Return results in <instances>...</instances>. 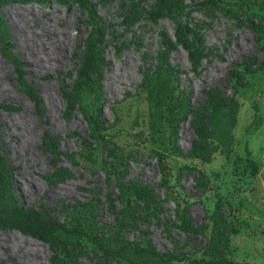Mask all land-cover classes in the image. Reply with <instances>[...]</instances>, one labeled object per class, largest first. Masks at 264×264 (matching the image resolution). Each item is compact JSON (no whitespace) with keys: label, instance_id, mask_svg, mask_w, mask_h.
<instances>
[{"label":"rangeland","instance_id":"1","mask_svg":"<svg viewBox=\"0 0 264 264\" xmlns=\"http://www.w3.org/2000/svg\"><path fill=\"white\" fill-rule=\"evenodd\" d=\"M84 1L0 4L9 198L105 246L175 257L103 255L84 235L59 231L54 244L0 228V264H264V12L254 0H173L176 14L161 0ZM178 22L200 34L198 63L176 42ZM91 47L97 71L83 65ZM198 113L213 134L202 141Z\"/></svg>","mask_w":264,"mask_h":264},{"label":"trees","instance_id":"2","mask_svg":"<svg viewBox=\"0 0 264 264\" xmlns=\"http://www.w3.org/2000/svg\"><path fill=\"white\" fill-rule=\"evenodd\" d=\"M11 1V0H0V4L2 2ZM17 1H23V0H17ZM35 1H43V0H35ZM81 3L86 4L84 0H80ZM166 1L167 3V13H174L177 12L175 8L169 7L170 4L173 5V0H161ZM179 1V0H178ZM244 2V5L246 8H250L252 6V2L248 0H242ZM255 3L258 5L260 10L264 12V4L262 0H254ZM180 3V2H178ZM239 5V4H238ZM169 7V8H168ZM163 12L160 10H154V13L152 15V18H156L157 16L161 15ZM254 14L255 12H251ZM264 15V14H263ZM177 31L175 33V39L176 42L179 43L187 52L188 59L191 63H198L203 47L201 46V38L200 34L187 24H180V22L177 23ZM258 47L264 51V40L258 41ZM83 65L86 67L91 68V70H98L99 69V59L98 56L95 54L93 48L87 49L85 52V55L83 57ZM25 90L30 97L34 99V94L32 93V90L30 88H26ZM216 95H212L211 99H214ZM210 114L203 115V113H198L195 116V119L193 120V129L194 132L199 140H203L209 136H212V132L209 128L206 126V120L208 119ZM106 135L102 134V138L106 139ZM217 141L221 146L226 145L225 137H219L217 138ZM193 150H197L200 148V141L193 143ZM9 184L8 180L6 181L4 178V169L2 168L0 164V228H14L21 233L27 234L33 238L42 240V241H48L53 242L54 244H58L59 240L57 238V233L59 231H67L71 232L75 235V237H79L81 235H84L87 240L94 243V245L101 251L103 255H121L122 253L126 252V249H130L134 254L138 255H148L153 259L160 260L162 259H174L175 256L168 255L164 256L163 253H160L156 250H154L150 246L145 247H139L136 245H129V244H122L119 247L111 248L109 246L103 245V243L96 238L95 236H90L88 233H86L84 230H79L76 228L68 227L66 224L62 222H58L54 219H51L48 216L43 215L42 213H39L35 210L26 209L23 208L13 201H11L10 193H9ZM145 193L148 192L147 190H144V188H141ZM10 197V198H9ZM218 209V208H217ZM60 250L62 251V254L65 255L64 248L60 247ZM214 262L217 263H223L225 264H237L235 262H232L231 260H204L202 258H189L188 264H212Z\"/></svg>","mask_w":264,"mask_h":264},{"label":"bare ground","instance_id":"3","mask_svg":"<svg viewBox=\"0 0 264 264\" xmlns=\"http://www.w3.org/2000/svg\"><path fill=\"white\" fill-rule=\"evenodd\" d=\"M190 5V4H189ZM187 6H188V4H187ZM31 13H32V11H30ZM32 14H34V13H32ZM64 38V37H63ZM63 48V47H62ZM46 64V63H45ZM50 64V63H49ZM57 64H58V62H57ZM59 64H61V62H59ZM49 66H51V65H49ZM55 66H57V65H55ZM40 67H43V69H46L47 67H46V65H44V62H40V63H38V64H36L35 65V70H39V68ZM52 69V68H51ZM58 69V68H57ZM47 70V69H46ZM46 70H44V71H46ZM107 83V82H106ZM105 86H106V84H104ZM105 88V87H104ZM101 90H103V86H102V88H101ZM100 90V91H101ZM108 90V91H107ZM114 90L115 89H113L112 87H111V85L108 83V85H107V87H106V89H104V91L106 92H111V94H114ZM102 92V91H101ZM103 94V93H102ZM108 94V93H107ZM109 95V94H108ZM1 122H3L2 121V118H0V123ZM11 131H10V129H9V127H8V125L6 124V125H1L0 126V139L1 138H3L4 136H5V134H9ZM58 188H59V186H58ZM69 188V187H68ZM68 188H67V186H62L59 190H56V192L57 193H61V192H66V191H68ZM33 191V190H32ZM31 191V192H32ZM34 192V191H33ZM32 192V193H33ZM51 193V192H50ZM52 194H53V192H52ZM67 194V193H66ZM27 248V247H26Z\"/></svg>","mask_w":264,"mask_h":264}]
</instances>
